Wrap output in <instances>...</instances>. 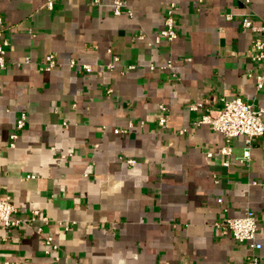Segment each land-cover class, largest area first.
I'll list each match as a JSON object with an SVG mask.
<instances>
[{"label":"crops","instance_id":"crops-1","mask_svg":"<svg viewBox=\"0 0 264 264\" xmlns=\"http://www.w3.org/2000/svg\"><path fill=\"white\" fill-rule=\"evenodd\" d=\"M110 2L55 0L47 11L44 0H0L8 41L0 193L14 217L37 211L49 221L0 226V264H53L54 257L57 264H245L251 252L214 222L246 210L257 219L255 254L264 264V138L248 146L233 138L223 167V137L194 126L200 114L188 110L192 102L216 108L238 96L264 111V81L255 88L249 60L253 39L264 38V0H123L118 16ZM169 3L176 38L154 45ZM242 17L261 30L242 29ZM49 54L55 67L38 70ZM112 56L118 65L108 71ZM25 57L28 64L14 65ZM168 60L171 70L161 69ZM160 104L163 128L155 122ZM21 112L25 126L8 148ZM247 147L248 163H237ZM45 236L56 253H44Z\"/></svg>","mask_w":264,"mask_h":264},{"label":"built area","instance_id":"built-area-1","mask_svg":"<svg viewBox=\"0 0 264 264\" xmlns=\"http://www.w3.org/2000/svg\"><path fill=\"white\" fill-rule=\"evenodd\" d=\"M55 0H44L43 8L47 11L53 9V3ZM99 0H92L93 4H98ZM198 4L202 0H196ZM111 13L114 16L120 15L124 11L123 0H111L110 2ZM127 15L130 13L125 10ZM162 28L153 37L152 43L158 45L161 42H172L176 38L174 31V5L169 3L166 5ZM242 29L249 30L252 33L259 32L260 28L252 25L251 21L247 17H242L240 21ZM4 26L0 16V71L6 67L5 51L8 46V41L4 37ZM138 40L143 39V36L138 35ZM249 60L254 64L258 71V74L254 76L255 88L260 89L264 81V38L255 37L250 47ZM184 62H188L189 59H184ZM29 59L25 57L21 63H15L16 67L21 64H28ZM118 65V58L116 56L111 57V62L104 65L106 70H113ZM69 67L75 66L73 61L68 62ZM55 67V60L53 55H46L41 62L37 63L38 70L49 71ZM172 62L170 60L165 61L160 68L171 70ZM83 72H90L88 65H80L79 67ZM152 70L153 65L148 67ZM125 70L134 69L133 65H127ZM174 78V75H171ZM248 78L251 77L250 73H247ZM175 79V78H174ZM188 110L190 112L199 113L200 117L193 123L194 126L206 125L211 131L218 132L223 137V145L219 149L218 154L223 158L222 166H228V159L232 155L231 142L233 138L244 137L245 143L248 146L252 138H264V122L262 120L264 111L260 108L253 107L245 103L238 96H234L229 100H221L220 106L216 108H204L201 103L192 102L188 104ZM156 125L158 128H163L167 119V109L164 105H158L156 114ZM26 114L21 112L17 116L14 122L13 130L7 137V147L13 148L17 139V133L25 126ZM114 134L126 133V130L113 129ZM182 132V131H181ZM249 148H245L239 157H235L234 160L239 164H247L249 156ZM206 156L211 157L210 153H206ZM125 164L132 166L135 161L132 159H125ZM32 176H25L22 180L32 179ZM218 204H221L222 200L219 198L216 200ZM16 210L11 204L9 198L0 193V226L3 228H17L19 226L31 227L35 222L48 225L49 221L39 215L37 211H32L28 216L22 218L14 217ZM65 228V227H64ZM214 228L218 230L222 235L229 234L232 239L238 243L243 244L251 252L245 260V264H259V258L255 252L260 250V243L257 238L258 224L254 214L246 210L240 217H220L214 222ZM35 232L39 234L41 228L35 229ZM264 239V234L262 235ZM43 244L45 246L44 253L46 255L54 254L58 251L57 246L53 243L50 236L43 238ZM54 257V256H53ZM53 264H57V258H53Z\"/></svg>","mask_w":264,"mask_h":264}]
</instances>
